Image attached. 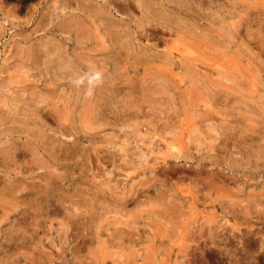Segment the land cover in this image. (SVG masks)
Segmentation results:
<instances>
[{
    "label": "rangeland",
    "instance_id": "1",
    "mask_svg": "<svg viewBox=\"0 0 264 264\" xmlns=\"http://www.w3.org/2000/svg\"><path fill=\"white\" fill-rule=\"evenodd\" d=\"M147 1L0 0V264H264V0Z\"/></svg>",
    "mask_w": 264,
    "mask_h": 264
},
{
    "label": "bare ground",
    "instance_id": "2",
    "mask_svg": "<svg viewBox=\"0 0 264 264\" xmlns=\"http://www.w3.org/2000/svg\"><path fill=\"white\" fill-rule=\"evenodd\" d=\"M148 1H150V0H148ZM147 1V2H148ZM162 1H164V0H162ZM185 1H186V3H185ZM196 1H197V3H196ZM206 1V0H205ZM205 1H201V0H169L168 2H167V6H173V9H176V10H178L179 12H181L180 11V8H183V7H180V6H198V3L200 4L201 2H202V4H205V3H208V2H205ZM146 2V1H145ZM205 2V3H204ZM185 3V4H184ZM128 4V3H127ZM201 5V4H200ZM205 5H207V4H205ZM122 6V5H121ZM126 6V5H125ZM148 6V5H147ZM149 9L148 8H146V9H148V11H149V14L151 15V18H152V20H160V22L161 23H164V25L166 26V24H171V25H175L176 26V28H179V26H180V22H178V20L176 21L175 20V18H172V16H170L168 13H164V12H161V11H158V10H155V9H153L151 6H162L161 4H159V3H157V2H155V1H153V0H151L150 1V4H149ZM163 6H164V4H163ZM148 14V13H147ZM151 20V21H152ZM77 21V20H76ZM156 23V22H155ZM163 25V26H164ZM237 25V24H236ZM167 26H169V25H167ZM174 26V27H175ZM169 28V27H168ZM233 28V27H232ZM182 30V29H181ZM185 31H187L188 33H191V29L189 28V27H185ZM233 32H235V31H237V30H235L234 31V29L232 30ZM237 33V32H236ZM185 34V33H184ZM95 36V35H94ZM183 37V36H182ZM117 39V38H116ZM264 42V41H263ZM209 46V45H208ZM81 57V56H80ZM80 63V62H79ZM163 82V81H162ZM212 95V94H211ZM135 100V99H134ZM218 100V99H217ZM147 101V100H146ZM145 101V102H146ZM14 104V103H13ZM176 104V103H175ZM137 105V104H136ZM141 105V104H140ZM139 105V106H140ZM155 106V105H154ZM137 108V107H136ZM141 108V107H140ZM223 108V107H222ZM178 109V108H177ZM44 111V110H43ZM113 111V110H112ZM138 111H140V109H138V110H134L133 108H129V107H127V108H125L124 110H122L121 112L123 113V121H128L129 119H130V116L131 115H136V114H138L137 112ZM160 111V110H159ZM120 112V113H121ZM177 112V111H176ZM195 112V111H194ZM96 114V113H95ZM88 116V115H87ZM200 116V115H199ZM216 116V115H215ZM115 118V117H114ZM167 118V117H166ZM58 120V119H57ZM114 120V119H113ZM152 120V119H151ZM122 121V120H121ZM58 122H59V120H58ZM61 122V121H60ZM59 122V123H60ZM165 122V121H164ZM219 122V121H218ZM71 123V122H70ZM122 124V123H121ZM189 124V123H188ZM125 125V124H124ZM139 125V124H138ZM165 125H167V124H165ZM216 125V124H215ZM62 126V125H61ZM126 126V125H125ZM129 127V126H128ZM136 127H138L139 128V126H135L133 129H130V130H133L134 132H136V133H138L139 132V129L137 130V129H135ZM210 127V126H209ZM62 129V128H61ZM64 129V128H63ZM164 129H166V128H164ZM169 129V128H168ZM127 130V129H126ZM161 130V129H160ZM210 130H211V127H210ZM17 131H18V129H17ZM20 131V130H19ZM88 131V130H87ZM191 131V130H190ZM60 132V131H59ZM19 133V132H18ZM20 133H21V131H20ZM23 133V132H22ZM91 133V132H90ZM26 134V133H25ZM140 134V133H139ZM222 134V133H221ZM61 135H63L62 133H61ZM168 135V134H167ZM215 135V134H214ZM82 136V135H81ZM62 137H64V135L62 136ZM86 136H84V137H81V138H85ZM88 137V136H87ZM66 138V137H65ZM193 138V137H192ZM219 138V137H218ZM36 139V138H35ZM38 140H39V142L40 143H43L44 141H40V139L39 138H37ZM42 139V138H41ZM43 140V139H42ZM85 140V139H84ZM148 140V139H147ZM62 141V140H61ZM63 142V141H62ZM97 142V141H96ZM10 143V142H9ZM17 143V142H16ZM16 143H14L13 145H11V147L9 148V150H8V152H7V156H5V155H2V153H0V167L1 168H3L2 166H5L4 164L7 162V161H9V160H11L13 157H15V156H19L20 154H22L21 153V145L19 146V145H17ZM52 143V142H51ZM60 143V142H59ZM169 143V142H168ZM44 144H46V145H48V142L46 141V143H44ZM107 144L108 145H110V147L111 148H113V150H115V148L117 149V148H119V152H122V154L121 155H119L120 156V158H121V160H124L125 159V157L128 155V153L126 152V147H125V145H122V144H117V142L116 143H113L111 140H109L108 142H107ZM125 144V143H124ZM34 145V144H33ZM36 145V144H35ZM42 145V144H41ZM128 145V144H127ZM168 145V144H167ZM198 145V144H197ZM49 146V145H48ZM131 146V145H130ZM173 146V145H172ZM32 147H34V146H32ZM128 147V146H127ZM131 147H134V146H131ZM228 147V146H227ZM259 147V146H258ZM34 148H36V147H34ZM33 148V149H34ZM37 148H39V147H37ZM49 148V147H48ZM166 148H168V147H166ZM225 148V147H224ZM136 149V148H135ZM155 149V148H154ZM169 149H171L172 150V148H169ZM175 149V148H174ZM184 149V148H183ZM48 150V152H50V150L51 149H47ZM131 150V149H130ZM176 150V149H175ZM178 150V149H177ZM176 150V151H177ZM36 151V150H35ZM174 151V150H173ZM251 151V150H250ZM260 151V150H259ZM37 152V151H36ZM53 152V151H52ZM147 152V151H146ZM142 153V152H141ZM168 153V152H167ZM186 153V152H185ZM185 153L184 154H179L178 153V155H170L169 157H165V158H163V160H161V158H160V160L162 161V162H164L163 164H166V165H168V164H172L173 162H176V161H180V160H184V161H186L187 159H188V157H187V155H185ZM41 154H43V153H41ZM45 155V154H44ZM115 155V154H114ZM169 155V154H168ZM42 156V155H41ZM41 156H40V158H41ZM166 156H167V154H166ZM44 157V156H43ZM106 158H107V156H106ZM117 158V157H116ZM111 159V158H110ZM175 160V161H171V160ZM44 161V159H41V161ZM41 161H39V163H41ZM135 161V160H134ZM158 161H159V159H158ZM11 162H13V161H11ZM44 162H46V161H44ZM44 162H42V164L44 163ZM47 162H48V160H47ZM121 162H123V161H121ZM129 162H130V160H129ZM128 161L126 162V164H130ZM206 162V161H205ZM125 163V162H124ZM199 163H200V161L195 165V168H192V167H190L189 165V168L190 169H194L195 170V175L197 176V177H201L202 176V174L203 173H205V171H207V169L205 168V167H203V166H201V165H199ZM135 164V163H134ZM185 164V163H184ZM31 165L33 166V163L31 162ZM132 165H133V163H132ZM132 165H131V167H132ZM136 165H140V164H137L136 163ZM155 165V164H154ZM153 165V166H154ZM159 165V164H158ZM158 165H157V167H158ZM161 165V164H160ZM166 165H164V166H166ZM186 165V164H185ZM41 166V165H40ZM39 166V167H40ZM193 166V165H192ZM46 167V166H45ZM172 167H175V166H172ZM184 167V166H183ZM186 167H187V165H186ZM186 167H184V170L186 169ZM0 168V169H1ZM42 168V167H41ZM133 168H135V167H133ZM158 168H160V167H158ZM176 168H178V167H176ZM5 169V168H4ZM33 169V168H32ZM136 169V168H135ZM163 169V168H162ZM166 169V168H165ZM6 170V169H5ZM29 170V169H28ZM93 170V169H92ZM96 170V169H95ZM161 170V169H160ZM189 170V169H188ZM30 171V170H29ZM80 171H81V169H80ZM123 171V170H122ZM159 171V170H158ZM178 171V170H177ZM7 172V171H6ZM47 172V171H46ZM162 172H164V171H162ZM166 172V171H165ZM180 172V171H179ZM183 172H186V171H183ZM188 172V171H187ZM154 173V172H153ZM160 173V172H159ZM182 173V172H181ZM212 172H210V171H207L206 172V174H211ZM214 173H215V171H214ZM3 174V173H2ZM18 174H20L19 172L17 173V175ZM73 174V173H72ZM80 174V173H79ZM79 174H77V175H79ZM155 174V173H154ZM157 174V173H156ZM165 174V173H164ZM177 174V173H176ZM179 174V173H178ZM205 174V175H206ZM216 174V173H215ZM16 175V176H17ZM51 176H52V174H50ZM161 175V174H160ZM192 175V174H191ZM194 175V176H195ZM15 176V178H14V180H13V182L8 186V187H4V186H2V189H0V196H1V194H2V196H3V194H6V195H8V194H10L9 192H11L12 193V195H13V191H15V190H17V184H16V182H17V177ZM48 176V175H47ZM55 176V175H54ZM53 176V177H54ZM155 176V175H154ZM207 176V175H206ZM43 177H45V176H43ZM49 177V176H48ZM188 177V176H187ZM213 177H214V174H213ZM216 177V176H215ZM217 177H218V174H217ZM50 178V177H49ZM48 178V179H49ZM205 178V180H206V177H204ZM46 179V178H45ZM53 179V178H52ZM77 179V178H76ZM83 179V178H82ZM156 180H157V178H155ZM166 179V178H165ZM183 179V178H182ZM195 179V178H194ZM210 179H213V178H210ZM224 179V178H223ZM79 181L81 180V179H78ZM145 180V179H144ZM154 180V179H153ZM152 180V181H153ZM160 180V179H159ZM184 180V179H183ZM193 180V179H192ZM197 180V179H196ZM199 180H200V178H199ZM201 180H202V178H201ZM217 180V179H216ZM230 180V179H229ZM82 181V180H81ZM151 181V182H152ZM162 181V180H161ZM218 181V180H217ZM219 181H221V180H219ZM83 182V181H82ZM157 182V181H156ZM165 182V181H164ZM206 182H207V180H206ZM212 182V181H211ZM30 183V182H29ZM77 183V182H76ZM81 183V182H80ZM80 183H78V184H80ZM158 183V182H157ZM163 183V182H162ZM161 183V184H162ZM166 183V182H165ZM193 183V182H192ZM204 183H205V181H204ZM214 183V182H213ZM25 184V183H24ZM31 184V183H30ZM131 184V183H130ZM148 184V183H147ZM153 184H154V181H153ZM200 184V183H199ZM221 184V183H220ZM46 185H48L47 183H46ZM76 185V184H75ZM81 185H82V183H81ZM80 185V186H81ZM170 185V184H169ZM51 186V185H50ZM153 186V185H152ZM152 186H151V188H152ZM159 186V185H158ZM162 186H164V185H162ZM161 186V187H162ZM176 186V185H175ZM175 186H173V187H175ZM201 186V185H200ZM19 187V186H18ZM79 187V186H78ZM134 187H135V185H134ZM149 187V186H148ZM170 187V186H169ZM173 187H171V188H173ZM197 187H198V185H197ZM205 187V186H204ZM206 187H207V185H206ZM1 188V187H0ZM52 188H54V187H52ZM75 188V187H74ZM79 188H81V187H79ZM136 188V187H135ZM151 188H149V189H151ZM165 188V187H164ZM167 188H168V185H167ZM176 188V187H175ZM179 188V187H178ZM195 188V187H194ZM193 188V189H194ZM48 189V188H47ZM46 188H45V190H47ZM55 189V188H54ZM57 189V188H56ZM69 189V188H68ZM89 189V188H88ZM124 189V188H123ZM132 189V188H131ZM148 189V188H147ZM154 189V188H153ZM160 188H158L157 189V193H158V190H159ZM183 189V188H182ZM191 189V188H190ZM3 190H6V191H4L5 193H3ZM59 190V189H58ZM60 190H61V188H60ZM62 190H63V188H62ZM73 190H75V189H73ZM84 190V189H83ZM140 190V189H139ZM164 190V189H163ZM169 190V189H168ZM172 190V191H171ZM179 190V189H178ZM178 190H174L173 191V189H170L169 190V193L170 192H175V191H178ZM195 190V189H194ZM76 191V190H75ZM82 191V190H81ZM85 192H87L86 190H84ZM134 191H136V189L134 190ZM138 191V190H137ZM143 191V190H142ZM145 191V190H144ZM153 191V190H152ZM180 191V190H179ZM182 191V190H181ZM193 191V190H192ZM47 192V191H46ZM68 192V191H67ZM80 191H78V193H79ZM146 192V191H145ZM159 192H161L162 193V188H161V191H159ZM165 192H167V191H165ZM187 192V191H186ZM8 193V194H7ZM100 193V192H99ZM132 193V192H131ZM134 193V192H133ZM137 193V192H136ZM168 193V192H167ZM168 193V194H169ZM181 193V192H180ZM79 194H81V193H79ZM88 194H89V192H88ZM94 194V193H93ZM139 194V193H138ZM142 194H143V192H142ZM142 194H140V195H142ZM145 194V193H144ZM176 194H177V192H176ZM184 194V193H183ZM187 194H189L188 192H187ZM192 194V193H191ZM84 195V194H83ZM95 195H97V194H94L93 196L95 197ZM164 195H166V194H164ZM170 195V194H169ZM172 195V194H171ZM170 195V196H171ZM185 195V194H184ZM34 196V195H33ZM158 196H161V195H158ZM172 196H174V195H172ZM178 196V195H177ZM183 196V195H182ZM14 197V196H13ZM69 197V196H68ZM72 197V196H71ZM76 197V196H75ZM75 197H74V199H75ZM94 197H93V199H94ZM155 197V196H154ZM157 197V196H156ZM155 197V198H156ZM2 198V197H1ZM12 198V197H11ZM35 198H36V196H35ZM78 198V197H77ZM80 198V197H79ZM81 198H83V197H81ZM86 198V197H85ZM125 198H126V200H125ZM125 198H123L124 199V201H127V202H130L131 203V201L128 199V197H125ZM145 198V197H144ZM165 198V197H164ZM163 198V199H164ZM168 198V197H167ZM184 198V197H183ZM44 199V201H42V203L43 202H45L46 204H51V199H49V198H47V196L46 197H43L42 198V200ZM64 199V198H63ZM93 199H92V201L90 200L89 201V203L91 204L90 206V213H89V217L91 216L90 214H91V212L94 210L93 209V206H92V203L94 202L93 201ZM138 199V198H137ZM162 198L160 199V197H159V201L160 200H163ZM177 199V198H176ZM180 199L181 198H179L178 200L180 201ZM2 200V199H1ZM62 200V199H61ZM80 200V202L82 203V200L81 199H79ZM86 200V199H85ZM95 200V199H94ZM16 201V200H15ZM38 201V200H37ZM63 201H65V200H63ZM73 201V200H72ZM83 201H84V198H83ZM123 201V200H122ZM184 201V200H183ZM2 202V201H1ZM0 202V204H3V202L1 203ZM59 202V201H58ZM79 202V203H80ZM85 202V201H84ZM126 202V203H127ZM135 202V201H134ZM174 202V201H173ZM16 203V202H15ZM33 203V202H32ZM62 203V202H61ZM64 203V202H63ZM122 203V202H121ZM139 203V202H138ZM171 203H172V201H171ZM41 204V203H40ZM97 203H95V205H96ZM168 204V203H167ZM36 205V204H35ZM140 205V204H139ZM172 205H173V203H172ZM6 206V205H5ZM1 207L2 209H3V212H2V216H4L5 214H6V212H7V208L9 207ZM37 206V205H36ZM64 206H65V204H64ZM125 205H123V207H124ZM149 206V205H148ZM153 206V205H152ZM185 206V205H184ZM38 207V206H37ZM66 207V206H65ZM109 207V206H108ZM122 207V208H123ZM126 207V206H125ZM145 207V206H144ZM158 207V206H157ZM175 207V206H174ZM180 207V206H179ZM179 207H177V208H179ZM68 208V207H67ZM128 208V207H127ZM135 208V207H134ZM31 209V208H30ZM38 209V208H37ZM70 209V208H69ZM125 209V208H124ZM181 209V208H180ZM116 210V209H115ZM177 210V209H176ZM73 211V210H72ZM85 211V210H84ZM88 211V210H87ZM155 212V211H154ZM161 212H163V211H161ZM1 213V212H0ZM11 213V212H10ZM9 213V214H10ZM57 213H59V211L57 212ZM74 213V212H73ZM126 213V212H125ZM31 214H32V212H31ZM34 214V213H33ZM32 214V215H33ZM84 214V213H83ZM88 214V213H87ZM150 214V213H149ZM168 214H169V212H168ZM79 215V214H78ZM85 215V214H84ZM167 215V214H166ZM45 216V215H44ZM77 216V215H76ZM81 216V215H80ZM83 216V215H82ZM154 216V215H153ZM5 217V216H4ZM17 218H18V216H17ZM35 218V217H34ZM152 218V217H151ZM14 219V218H13ZM19 219V218H18ZM0 220H1V218H0ZM17 221V220H16ZM128 221V220H127ZM23 222V221H22ZM0 223H1V221H0ZM17 223V222H16ZM118 223V222H117ZM128 223V222H127ZM130 223V222H129ZM131 223H132V221H131ZM103 224V223H102ZM128 226L129 225H131V224H127ZM29 226V225H28ZM54 226V225H53ZM123 226V225H122ZM134 226V225H133ZM130 227V226H129ZM132 227V226H131ZM13 228H15V227H13ZM16 228H18V227H16ZM130 229V228H129ZM92 230V229H91ZM3 231V230H2ZM124 231V230H123ZM87 232V231H86ZM35 233V232H34ZM4 234V233H3ZM6 235H5V239H6V241L3 239V241H5L4 243H2V244H0L2 247H4V246H6L7 244H6V242H9V241H13V239H14V236L11 234V232H10V234H9V232H6L5 233ZM131 234V233H130ZM35 235V234H34ZM122 235V234H121ZM154 235V234H153ZM4 236V235H3ZM19 236V235H18ZM125 236V235H124ZM121 238H123V236H121ZM120 238V239H121ZM135 238V237H134ZM152 238V237H151ZM17 239V238H16ZM20 239H24L23 237H21ZM118 239V238H117ZM124 239V238H123ZM136 239H138V238H136ZM160 239V238H159ZM141 240V239H140ZM32 242V241H31ZM12 244V243H11ZM27 245V244H26ZM120 245V244H119ZM7 247V246H6ZM42 247V246H41ZM116 255V254H115ZM99 257V256H98ZM124 258V257H123ZM41 259V258H40ZM100 260V259H99ZM104 260V259H103ZM103 260H100V261H103ZM46 261V260H45ZM40 263V262H39Z\"/></svg>",
    "mask_w": 264,
    "mask_h": 264
},
{
    "label": "clouds",
    "instance_id": "3",
    "mask_svg": "<svg viewBox=\"0 0 264 264\" xmlns=\"http://www.w3.org/2000/svg\"><path fill=\"white\" fill-rule=\"evenodd\" d=\"M104 83V74L98 69H89L81 75L71 80V84L76 89H83L85 97H91L95 90Z\"/></svg>",
    "mask_w": 264,
    "mask_h": 264
}]
</instances>
